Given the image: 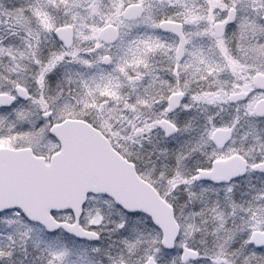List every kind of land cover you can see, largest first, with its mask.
Instances as JSON below:
<instances>
[{
  "label": "snow or ice",
  "instance_id": "obj_1",
  "mask_svg": "<svg viewBox=\"0 0 264 264\" xmlns=\"http://www.w3.org/2000/svg\"><path fill=\"white\" fill-rule=\"evenodd\" d=\"M0 264H264V0H0Z\"/></svg>",
  "mask_w": 264,
  "mask_h": 264
}]
</instances>
